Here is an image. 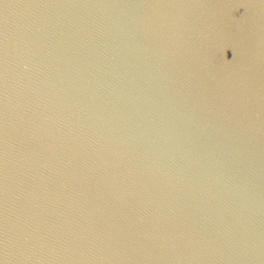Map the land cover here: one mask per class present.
<instances>
[{"label": "water", "instance_id": "95a60500", "mask_svg": "<svg viewBox=\"0 0 264 264\" xmlns=\"http://www.w3.org/2000/svg\"><path fill=\"white\" fill-rule=\"evenodd\" d=\"M0 264H264V0H0Z\"/></svg>", "mask_w": 264, "mask_h": 264}]
</instances>
